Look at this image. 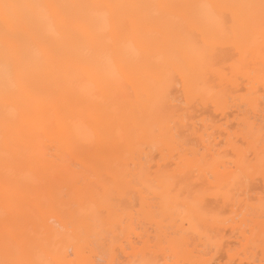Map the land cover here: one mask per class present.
I'll use <instances>...</instances> for the list:
<instances>
[{"label": "snow or ice", "instance_id": "1", "mask_svg": "<svg viewBox=\"0 0 264 264\" xmlns=\"http://www.w3.org/2000/svg\"><path fill=\"white\" fill-rule=\"evenodd\" d=\"M181 78L182 103L173 105ZM125 96L141 101L135 124L122 120ZM201 100L235 123L195 120L189 109ZM111 140L124 155L102 189L86 187L80 201L48 197L50 170L78 169L73 154ZM257 173L264 176V0H0V264H217L229 228L239 234L236 254L249 257L240 264H257L264 194L246 195ZM119 192L140 198L131 220ZM209 194L223 207L209 208ZM45 206L66 223L54 217L50 230L36 228L30 217ZM136 216L158 226L155 239L141 244ZM82 222L89 232L73 227ZM88 247L101 258L67 259Z\"/></svg>", "mask_w": 264, "mask_h": 264}, {"label": "bare ground", "instance_id": "2", "mask_svg": "<svg viewBox=\"0 0 264 264\" xmlns=\"http://www.w3.org/2000/svg\"><path fill=\"white\" fill-rule=\"evenodd\" d=\"M34 2H57V3H80V2H92V0H34ZM111 2H139V0H111ZM167 2L173 3H195L196 0H167ZM184 93V81L183 78L179 79L175 82L171 89V96L172 100L170 101L173 105H180L182 103V95ZM183 102L187 103V98H183ZM120 103L123 105V113H122V120L127 124H135L137 118L141 112V101L136 96H125L122 97ZM70 105L75 108V101H70ZM209 108H211L215 112V116H218V119H210L207 118H199L201 122H210V121H218L223 119L225 123L229 122V120H233L234 116H230L227 114V111L223 106H217L214 103L209 104L205 101L201 100L199 103H194L193 106L189 109V114L192 115L195 120L198 119L199 116L203 115ZM207 109V110H206ZM78 111V109H76ZM257 115L259 113L257 112ZM53 122L55 125L54 131L52 134L49 135L48 138V148L50 149V156H56L58 154V150L61 148L60 138L56 134L59 131V117L53 114ZM230 120V121H231ZM235 120V119H234ZM233 120V121H234ZM219 139V137H216ZM195 139V137H194ZM124 155L122 147L116 140L111 141H100L97 144L83 148L79 150L76 154L71 156L73 162L79 166V168H74L70 171H61L60 166H56L52 170H50L45 177L46 182V192L49 198L57 199L60 197H67L70 199H75L80 201L83 192L85 191L86 187L91 185L99 186L101 189L103 187L101 182V177L104 175H108L111 171L112 166L118 159H122ZM157 160L159 159V155L157 154ZM77 175H84L85 183L77 184L75 183V177ZM263 189L260 193L258 192L259 189ZM258 189V190H257ZM264 176L259 175L257 173L254 178L251 180L250 183V191L246 193V195H250L251 192L254 194L257 201H259L260 196L264 194ZM260 193V194H258ZM251 194V195H253ZM250 195V196H251ZM117 201H122L124 204L129 206L128 214L130 220L132 217V212L139 209L140 206V198L138 196L133 195H125L123 192H119L116 194ZM94 201L90 198L88 201L83 202L86 203L88 206ZM99 203L98 201H95ZM0 205H2V197H0ZM134 206V207H133ZM207 206L209 208H216L219 209L223 207V201L218 200L215 194H209L207 200ZM56 218L58 223H66L62 221L55 211L50 206H45L43 208L38 209L34 212L30 219L32 224L38 229H51L53 225L50 221L53 218ZM139 225L140 230L143 232L144 239L141 240V244L146 243L149 240V237L155 239L158 234V226L153 223V220L149 217H140L136 216L134 218ZM74 228H83L85 232H89L90 226L87 222H82L80 224L73 225ZM228 239H227V238ZM232 238V240L230 239ZM223 247L216 253L218 254L221 250H225L226 252V259L222 263L217 259V264H228L229 261L235 260L237 264H240L242 259H248V256L241 257L236 254L237 248L236 246L233 247L232 244L237 242L240 243L239 234L233 233L232 230L229 228L225 231L223 236ZM99 243V241H98ZM135 245H133L132 249L120 251L116 254L117 259L124 260L127 259L129 252L131 251L134 254ZM233 248V249H232ZM236 249V251H234ZM231 250V251H230ZM48 258L50 259H57L55 254L48 253ZM259 243L256 244L255 250L253 253L254 259L259 264V261L262 257ZM95 257V259H100L101 257L96 253L95 248L88 247L87 251L84 253H77L76 251L73 252V256L67 257L68 260L73 259H87L91 261ZM163 258V257H162ZM224 258V257H223Z\"/></svg>", "mask_w": 264, "mask_h": 264}, {"label": "rangeland", "instance_id": "3", "mask_svg": "<svg viewBox=\"0 0 264 264\" xmlns=\"http://www.w3.org/2000/svg\"><path fill=\"white\" fill-rule=\"evenodd\" d=\"M206 110H207V109H206ZM212 111H213V110H212L211 108H209V109H208L203 115H201V116L198 117L197 121H200L199 118H202V116H203V118H207L208 120L213 119V118L217 120V119H218V116H215V114H214L215 112H212ZM214 119H213V120H214ZM230 120H231V119H230ZM230 120H229V121H230ZM233 120H234V119H233ZM233 120H231V122L234 124V123H235V120H234V121H233ZM257 190H258V189H257ZM262 190H263V189L260 188L258 192L262 193V192H261ZM263 192H264V191H263ZM260 193H258V194H260ZM251 194H253V193L251 192ZM251 194H250V195H251ZM254 194H255V192H254ZM254 194L251 195V196H255V195H256V194H255V195H254ZM250 195H249V196H250ZM259 196H261V195H259ZM255 199L257 200V198H255ZM226 238H227V237H226ZM227 239H228V238H227ZM230 239L232 240V238H230ZM235 244L238 245V243L235 242L234 244H232V246L235 247V246H236ZM232 249H233V248H232ZM234 251H236V249H235ZM218 255H221V257L218 256ZM216 256H218L217 259L219 258L220 261H221V259H222V263H223V262L225 261V259H226V252H225V250H223V251L221 250L218 254L215 255V257H216ZM223 257H224V258H223ZM215 259H216V258H215ZM223 260H224V261H223ZM226 260H227V259H226ZM236 264H237V263H236Z\"/></svg>", "mask_w": 264, "mask_h": 264}]
</instances>
